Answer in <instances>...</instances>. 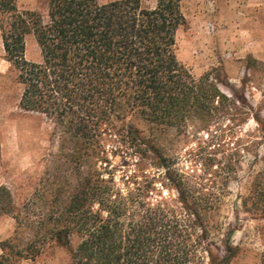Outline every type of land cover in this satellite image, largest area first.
I'll return each instance as SVG.
<instances>
[{
  "label": "trees",
  "instance_id": "obj_1",
  "mask_svg": "<svg viewBox=\"0 0 264 264\" xmlns=\"http://www.w3.org/2000/svg\"><path fill=\"white\" fill-rule=\"evenodd\" d=\"M42 2L44 11L0 0V31L22 87L19 108L53 124L60 154L34 212L0 187L1 212L16 224L0 264L35 260L51 245L66 249L72 264H231L238 247L228 240L221 254L213 237L244 155L260 158L263 140L247 141L241 127L252 117L264 135V118L221 74L197 78L180 61L182 0ZM31 37L37 60L27 57ZM226 121L240 134L227 135L232 154L222 158L185 166L159 141ZM118 156L128 169L139 165L119 171ZM250 180L242 208L264 217V169Z\"/></svg>",
  "mask_w": 264,
  "mask_h": 264
},
{
  "label": "rangeland",
  "instance_id": "obj_2",
  "mask_svg": "<svg viewBox=\"0 0 264 264\" xmlns=\"http://www.w3.org/2000/svg\"><path fill=\"white\" fill-rule=\"evenodd\" d=\"M143 1L150 5L154 2ZM19 6L25 10L45 9L42 0H19ZM182 7L187 26L178 34L180 61L197 78L207 73L221 74L230 89H236L240 99L264 118V68L256 65L251 69L253 65L249 63V58L264 62V0H182ZM27 57L39 58V49L32 37L27 41ZM21 92L16 72L5 57L0 31V187L11 192L15 203L30 204L32 213L33 198L52 182H48L52 160L60 152L53 124L43 116L19 108ZM232 126L226 121L186 137H178L171 131L159 141L167 154L176 155L182 165L190 166L191 158L202 161L232 154L228 150L231 139L227 135L240 134ZM241 128L244 135H250L245 137L247 141L263 140L257 147L260 158L255 161L254 152L244 155L243 170L240 178L230 185V194L220 215L221 228L213 239L221 254L228 240L238 247V257L231 264H264V217L246 213L240 201L250 187V176L264 169V135L252 117ZM129 163L131 169L125 167L122 157L113 160L119 171H133L139 165L134 160ZM141 169L151 171L148 163H143ZM2 207L0 201V255L1 243L14 237L16 230L15 220L3 215ZM17 264H72V259L66 249L51 245L37 259H21Z\"/></svg>",
  "mask_w": 264,
  "mask_h": 264
}]
</instances>
